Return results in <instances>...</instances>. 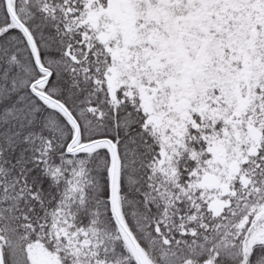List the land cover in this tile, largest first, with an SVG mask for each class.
<instances>
[{
    "label": "trees",
    "instance_id": "obj_1",
    "mask_svg": "<svg viewBox=\"0 0 264 264\" xmlns=\"http://www.w3.org/2000/svg\"><path fill=\"white\" fill-rule=\"evenodd\" d=\"M90 1L0 0L4 264H264L263 170L254 176L262 195L228 179V162L254 146L245 126L262 132L250 159L264 165L263 66L238 139L229 89L243 51L252 43L264 54V0H213L207 30L188 29L186 48L209 59L187 120L167 109L174 68L153 70L140 55L123 69L89 22L107 0ZM111 69L124 70L115 95ZM139 87L155 93L151 115ZM228 147L237 155L228 159Z\"/></svg>",
    "mask_w": 264,
    "mask_h": 264
},
{
    "label": "rangeland",
    "instance_id": "obj_2",
    "mask_svg": "<svg viewBox=\"0 0 264 264\" xmlns=\"http://www.w3.org/2000/svg\"><path fill=\"white\" fill-rule=\"evenodd\" d=\"M217 1L213 0H107L106 5L102 6L98 3L96 8H91L89 13V22L93 27H100L102 30V39L109 44L112 40L114 48L108 46L107 49L112 56L119 60L123 69L129 70L131 63L138 61L140 55L148 59V64L153 70H166L171 65L175 73L173 77L167 78L165 84L170 87L171 94L167 109L169 112L177 113L183 120L189 119V110H187V97L194 96L196 90L206 88L205 79V63L208 62V55L205 51L198 50L193 54L190 47L186 48L184 44V36L190 29L207 30L203 21L210 17V8ZM92 0L90 1V5ZM233 4V3H231ZM234 5V4H233ZM235 6V5H234ZM179 7L177 10L173 8ZM256 9L258 7L256 6ZM195 27V28H194ZM189 29V30H188ZM197 31L192 36H196ZM139 41V42H138ZM144 41L149 45H144ZM262 41V40H261ZM135 46L139 51L135 52ZM257 47V45H256ZM241 60V68L239 72L229 80V89L235 98V109L230 120L233 122V133L236 139L242 135L243 119L247 115V108L250 105L251 91L258 85V80L253 77L260 74L264 69V54L259 47L255 48V44H250L249 48L243 51ZM117 69H111L108 73V85L111 95L122 85V73ZM210 82L209 78H207ZM158 86V84H157ZM162 86H158L157 90ZM141 102L143 109L148 114H153L154 94H148L143 87H139ZM230 97V96H229ZM231 102L234 100L230 97ZM201 114L202 111H199ZM202 115V114H201ZM162 116L153 115L150 120L154 125H160ZM252 116L249 117L251 119ZM245 140L254 143L247 155L241 159L237 158L228 162L230 170L228 179L239 176V183L248 188L252 192L255 186L258 188V194L262 195L259 190L258 179L255 178L257 170H263L264 165L254 170L250 157L259 149V139L261 131L253 129L251 126H245ZM241 134V135H240ZM209 151L215 162L225 165L227 150L222 145H212ZM241 154H244L241 152ZM237 155L230 147H228L229 156ZM211 176L204 181L205 184H215L216 180ZM256 181L258 182L256 184ZM257 193V192H256ZM262 223L264 229V207L262 215Z\"/></svg>",
    "mask_w": 264,
    "mask_h": 264
},
{
    "label": "water",
    "instance_id": "obj_3",
    "mask_svg": "<svg viewBox=\"0 0 264 264\" xmlns=\"http://www.w3.org/2000/svg\"><path fill=\"white\" fill-rule=\"evenodd\" d=\"M0 264H4L2 249L0 247Z\"/></svg>",
    "mask_w": 264,
    "mask_h": 264
}]
</instances>
